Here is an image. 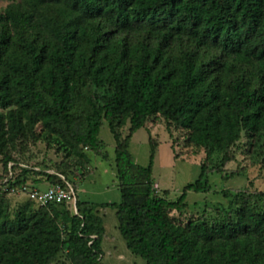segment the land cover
<instances>
[{"label": "trees", "instance_id": "trees-1", "mask_svg": "<svg viewBox=\"0 0 264 264\" xmlns=\"http://www.w3.org/2000/svg\"><path fill=\"white\" fill-rule=\"evenodd\" d=\"M3 1L0 264H99V208L107 207L116 210L127 249L145 264H264V191L233 195L219 223L179 222L170 213L185 209L187 192L210 189L206 164L168 201L152 178L157 142L149 138L147 166L129 151L132 135L154 116L167 130L186 131L207 163L215 154L230 161L242 133L264 139V0ZM104 122L115 140L118 203L80 200L62 171L39 172L11 154L23 138L57 139L87 168L89 151L104 155ZM43 179L71 184L76 211L27 202L11 214L4 194Z\"/></svg>", "mask_w": 264, "mask_h": 264}, {"label": "rangeland", "instance_id": "rangeland-1", "mask_svg": "<svg viewBox=\"0 0 264 264\" xmlns=\"http://www.w3.org/2000/svg\"><path fill=\"white\" fill-rule=\"evenodd\" d=\"M6 5V1L0 0V12L4 11ZM128 129V123L119 129L122 137L126 136ZM185 136L186 131L183 129L170 124L167 130V123L160 116H154L134 133L129 146L133 160L141 166H147L151 151L149 138L157 142L152 178L159 195L168 201H176L184 187L199 177L200 164H206L210 189L207 192L188 191L185 209L180 213H170L177 221L185 223L192 219L209 224L219 223L233 195L238 192L264 191V139L250 141L242 133L240 140L229 150L230 161L223 163L222 154H215L212 161L207 163L204 150L189 146ZM99 138L104 144V155L89 151L87 168H78L68 156V150L57 139L48 142L43 138L33 143L31 138H23L17 141L11 154L17 162L37 167L39 172L46 169L53 170L50 172L62 171L66 180L75 185L76 196L80 200L96 204L118 203L121 195L114 164L115 140L106 122L100 128ZM2 158L3 154H0V182L6 175L1 165ZM219 167L221 171L218 173ZM2 189L5 190L4 187ZM4 198L11 214L27 202L36 207L24 192H9L4 194ZM99 216L103 219L106 234L101 244L99 264H145L142 258L127 249L118 230L116 210L99 208ZM55 264L69 263L60 258Z\"/></svg>", "mask_w": 264, "mask_h": 264}, {"label": "built area", "instance_id": "built-area-1", "mask_svg": "<svg viewBox=\"0 0 264 264\" xmlns=\"http://www.w3.org/2000/svg\"><path fill=\"white\" fill-rule=\"evenodd\" d=\"M12 163L9 164V169ZM12 177L10 172L9 178ZM8 178V179H9ZM20 191L27 193L29 200L33 201L36 205L42 206L48 203H69L75 202V192L71 184L66 183L65 186L60 184H52L45 190H39L29 187L27 185L18 189H12L10 192Z\"/></svg>", "mask_w": 264, "mask_h": 264}, {"label": "crops", "instance_id": "crops-1", "mask_svg": "<svg viewBox=\"0 0 264 264\" xmlns=\"http://www.w3.org/2000/svg\"><path fill=\"white\" fill-rule=\"evenodd\" d=\"M134 135V134H133ZM133 135H132V137H133ZM131 140H132V138H131ZM43 171H45V170H43ZM50 171V170H49ZM52 171V170H51ZM49 183L47 182V181H45L44 179L43 180H41L40 182H38V183H33V184H31V186L30 187H32V188H36V189H39V190H45V189H47L48 187H49ZM69 204H70V206H71V208L74 210V211H76V208H75V202H69ZM73 206V207H72ZM104 229H105V227H104ZM106 235V234H105ZM105 238V237H104ZM103 238V239H104Z\"/></svg>", "mask_w": 264, "mask_h": 264}]
</instances>
